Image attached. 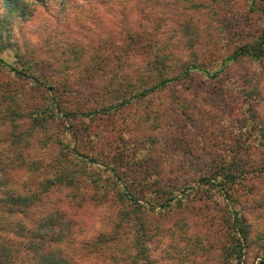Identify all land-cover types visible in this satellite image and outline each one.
Returning <instances> with one entry per match:
<instances>
[{
  "label": "trees",
  "instance_id": "16d2710c",
  "mask_svg": "<svg viewBox=\"0 0 264 264\" xmlns=\"http://www.w3.org/2000/svg\"><path fill=\"white\" fill-rule=\"evenodd\" d=\"M126 1L83 0L89 9L81 19L100 22L103 16L92 11L94 6L111 10L113 6H125ZM140 2L148 6L162 0ZM75 3L0 0V69L24 81L28 88L47 93L43 99H35L26 89L19 93L0 89L4 104L0 106V145L4 147L0 151V264H86L74 255L72 247L92 226L89 202L105 198L109 189L119 208L111 224L92 238L99 246L135 244L136 256L128 255L123 264H156L147 255L146 241L162 236L165 230L174 234L178 223L183 227V219H187L182 211L207 198L214 207L206 216L200 214L201 207L194 212L207 220L200 226L188 218L198 228L190 236L185 232L186 245L201 255L204 246L216 247L217 253L208 259L217 264H240L243 250L264 239V227L252 226L247 217L258 208L264 218V191L254 183L264 178V121L257 116L258 104L264 106V76L262 72H243L227 83L220 77L228 63L242 58L264 60V8L252 0V11L262 17L258 33L221 58L219 67L212 70L199 60L181 55L179 63H171L176 58L174 49L155 36L154 40L147 37L154 34V29L149 34L129 29L124 44L107 36L99 38L112 50L122 51L128 60L117 55L114 75L97 83L96 73L104 74V61L100 64V53L96 54L101 51L100 44L95 54H86L85 58L74 57L73 50L70 62L61 40H45L47 47L42 54L33 44L34 37L24 35L19 43L9 28L12 20L22 29L25 22L46 13L56 18V24L49 25L51 33L57 35L65 25L61 22V15L66 17L63 10ZM116 22L125 24L124 20ZM119 28L105 26L106 34L108 30L119 32ZM73 41L75 47L83 49L76 39ZM197 43L196 47L203 48V42ZM186 44L190 48L195 45L193 41ZM180 45L176 42L174 47ZM40 66L53 73L44 76ZM68 70L78 73L74 86L56 79L65 78ZM196 72L205 77L196 81ZM159 94H165L166 100L159 107H151L152 97ZM136 104L142 107L141 112L128 118L127 130L113 127L116 112ZM146 123L163 139L151 132L145 134L141 129ZM50 124L57 126L55 131L45 130ZM225 124L228 134L221 135L219 127ZM24 125L26 130L42 131L56 149L47 160L25 150H5L18 146L23 139L28 141ZM135 125L143 127L135 133ZM235 129L240 131L236 133ZM252 130L258 133L252 134ZM81 145L86 150H81ZM157 148L160 150L155 153ZM14 169H23L28 178L21 184L13 183ZM58 185L68 188L63 196L40 204L41 196ZM257 192L260 195L255 198ZM206 206L203 204L208 210ZM169 216L174 220L165 226L162 220ZM220 228L221 239L213 238ZM84 243L89 244V240ZM263 243L259 244L257 264H264ZM181 257L200 264L187 254Z\"/></svg>",
  "mask_w": 264,
  "mask_h": 264
},
{
  "label": "rangeland",
  "instance_id": "374dc122",
  "mask_svg": "<svg viewBox=\"0 0 264 264\" xmlns=\"http://www.w3.org/2000/svg\"><path fill=\"white\" fill-rule=\"evenodd\" d=\"M169 2H171L172 5L169 4ZM251 3L252 0H162L161 4L150 3V5L148 4V6H144L145 4L141 3L140 0H127L125 6H113V9L111 10H103L101 5L94 6L95 8H92V11L97 10V12L103 16V19L100 22L97 20V22H95L81 19L84 14H88L89 6H87V3H84L83 0H76L75 5L67 6L65 10H63V14H66V17L61 15V22L65 25L59 29L57 35L51 33L50 26L51 24L54 26L57 20L46 13L44 15L39 14L36 19L25 22V27L22 29L18 23H15V20H12L9 23V28L15 41L19 43L22 41L24 35H27V38L34 37L32 39L34 42L33 44L37 45L36 49L42 54H45L44 48L47 47L46 42H52V39L61 40L67 50L64 56H67V60H70V62L73 56L85 58L86 54L94 53L96 47L100 44L99 50L101 49V51H98L96 54L100 53V64L104 61V74L100 71L96 73L97 77L95 82L98 83L101 79L107 80L109 76L114 75L117 55L126 59V61L128 60L126 55H122V51L118 49L115 51L112 50L107 42L100 43L101 38L107 36L110 40L115 39V41H120L124 44L126 41L125 32L129 29L144 30L148 32V34L154 29V34L151 35L150 33L147 37L152 40L156 38L157 40L165 41L166 47H168L169 44V49H174L173 54L176 55V58H174V61L171 63H179V56L181 55L183 57L199 60L201 63L206 64L208 69L212 70L218 66L217 62L221 58L231 54L240 44L251 41L258 33L262 24V17L260 14L252 11V7L255 6H251ZM79 4L82 6H76ZM255 5L264 8V0H256ZM50 12L54 14L53 10ZM116 20L122 22L124 20L125 24L119 26L121 24L116 22ZM112 24H114V27L117 26L121 28H119V32L114 30L113 33L108 30L107 35L105 26H110ZM95 33L97 34L95 35ZM99 38L100 40H98ZM73 39H76V42H79L78 46L83 49L75 47L76 45ZM45 40L46 42H44ZM191 41H193L195 45L190 48L189 44L187 45L186 42ZM198 41L203 42V48L196 47ZM55 42L58 41H54V43ZM176 42L181 43L178 48L174 47ZM57 45L58 43L54 44L53 47H50L54 48V46ZM73 47L75 49H73ZM73 50H75V55L72 56ZM163 52H167V50ZM112 53L115 55L112 56ZM3 56L8 58V60H13L9 53H4ZM223 69L220 80L226 83L233 78L238 79L239 75L241 73L243 74V72H262V75L264 76V60L255 62L250 61L247 58H242L236 62L228 63ZM40 70L44 76L48 75L50 72V68L48 67L43 69L41 67ZM50 73L52 74L53 70ZM194 74L196 81L205 77L200 72ZM65 75V78L60 79L61 76H57L56 79L60 80V82L66 81L68 84L74 86V84H76L78 73L75 70H68ZM209 81H213V79H209ZM0 89L2 92L6 89L10 90L9 92L11 93L14 91L19 93L21 90L26 89L28 94L33 95L35 99L40 97L43 99L47 94L45 91L39 89L35 90L34 88H28V85L24 83V81L13 79L8 72L2 69H0ZM262 90L264 92V88H262ZM164 95L165 94H159L157 98L152 97V103L150 106L156 108L163 104L166 100ZM71 96L73 95L71 94ZM2 105L4 104L1 103L0 97V106ZM261 105L262 104H258L259 111L257 116L264 121V106L262 107ZM141 108L142 107L139 104H136L117 111L114 116L113 127L117 130L126 131L128 128V118L138 116L141 112ZM79 123L83 127L86 126L82 125L81 121H79ZM108 126L109 127L107 128L112 129L110 125ZM141 126L142 125H140V127ZM224 126L225 127H219V133L221 135L224 133L228 134V125L225 124ZM56 127L57 126L54 124H50L45 130L47 132H52L56 130ZM138 127L139 125L134 126L135 133L138 132ZM23 128L27 133L26 140L28 141L26 142L25 139H23L24 142L19 143L18 146H9L5 150H25L33 152L34 155L41 156L46 160L55 153L56 149L45 139L42 131L37 132L36 130H26L27 125H24ZM141 130L145 134L151 132L158 135L160 139H163V135L157 133V131L150 130L147 123L144 126V129L142 128ZM238 131H240V129H235L234 132L238 133ZM241 132H245V129H242ZM251 133L256 134L258 131L252 130ZM80 148L81 150H86V146L84 145H81ZM2 150H4L3 144L0 145V151ZM157 150L158 151L155 150L154 152L158 153L160 148H157ZM146 154L147 152L144 151V157ZM11 173L13 183L21 184L26 178H28V174L23 169H14ZM254 183L260 190L264 191V178H258ZM67 189L68 188L64 185L54 187L49 192H46L47 194L41 196L40 200L42 202L40 204H49L63 196ZM108 191L109 192L104 195L105 198H97L96 200L89 202L91 211L90 219L93 220L92 226L72 247V252L76 257H80L82 263L123 264L128 255L136 256L137 254L138 247H134L135 244L126 243L124 245L108 244L107 246H99L96 245L97 242L92 238L97 232H100L105 229L108 224H111L113 216L115 215L114 213L119 208L118 205L112 201L111 190L109 189ZM259 195V192H257L254 196H256L255 198H258ZM203 204H206L209 207L208 210L203 207ZM191 205L194 208L189 207V209L182 211L183 216H186L187 218L183 219L185 223L183 227H180L181 223L179 222L177 225L179 226V229H176L174 234L165 230L162 236L146 241L147 255L151 257V259L156 260V264H191L190 260L185 261L186 259L184 260L181 257V255L184 254L191 256L192 260L200 262V264H217L216 260L208 259L210 256H213V254L215 255L217 253L216 247L210 248V246H204L202 251L203 254L201 255L197 254L198 251L195 252V250H189L190 247L186 245L187 242L185 240V232L190 236L198 228L195 224L193 225L191 219L188 218H193L192 220L196 225L200 226L203 221H207L201 215L203 214L206 216L210 208L214 207V204L211 201V198H207ZM198 207L202 208L201 215H193L194 212L196 213L198 211ZM215 214L219 213L217 212ZM173 216L163 219L162 223L165 226H170L172 220H174ZM247 217L252 226L264 227V218L260 217L258 214V208L250 211V214ZM203 226L202 228H205ZM181 230L182 233H180ZM205 232L210 231L205 229ZM213 232L214 231L210 233L212 234ZM221 232L222 230L220 228L218 233H216V236L213 238L221 239L219 235ZM179 235L181 237H178ZM86 240H89V244L87 245L84 243ZM263 240L264 239H261L259 243L256 242L253 246L248 247V250L247 248L243 250L245 255L242 256V262L240 264H257L260 259V257H258L260 248L259 244L260 242H263ZM206 245H208L207 241ZM261 246L264 247V243L261 244Z\"/></svg>",
  "mask_w": 264,
  "mask_h": 264
}]
</instances>
